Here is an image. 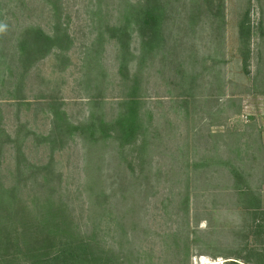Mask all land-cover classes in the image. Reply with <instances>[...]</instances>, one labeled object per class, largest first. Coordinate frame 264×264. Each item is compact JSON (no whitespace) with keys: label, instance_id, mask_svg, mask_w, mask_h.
Here are the masks:
<instances>
[{"label":"rangeland","instance_id":"obj_1","mask_svg":"<svg viewBox=\"0 0 264 264\" xmlns=\"http://www.w3.org/2000/svg\"><path fill=\"white\" fill-rule=\"evenodd\" d=\"M145 1L0 0V47L12 57L9 66L0 59V199L15 189L27 217L58 203L79 232H94L127 264H244L231 255L264 237L249 234L252 214L238 202L231 169L264 194V0H156L163 19L152 48L135 30ZM116 26L130 39L116 40ZM27 28L64 43L34 56L16 100L8 73L21 72L20 54L3 35ZM135 75L148 142L141 171L111 139L67 132L113 120ZM55 123L65 137L51 154L43 137ZM27 132L21 145L12 140Z\"/></svg>","mask_w":264,"mask_h":264},{"label":"trees","instance_id":"obj_2","mask_svg":"<svg viewBox=\"0 0 264 264\" xmlns=\"http://www.w3.org/2000/svg\"><path fill=\"white\" fill-rule=\"evenodd\" d=\"M162 19L163 16L156 0H146L144 7L135 16V30L141 45L153 47V43L160 37ZM239 27L242 63L243 69L246 71L250 59L251 34L248 19L242 20ZM32 30L27 28L20 36L10 37V39L6 33L3 35L9 41L15 42V50L20 54L19 62L21 64L16 65L14 69L19 70L22 67L19 70L21 72L15 74L10 71L8 73V79L16 83L13 93L16 100L21 99L22 77L28 70V66L34 63V56L44 52L46 48L47 51L52 49L53 46L57 47L58 50L63 48L64 41L56 33L45 34L37 31L34 34ZM112 32L116 40L130 39V32L126 26L113 27ZM4 49V46L0 47V59L6 60L4 64L7 65V60L12 57L7 58L6 52L8 51ZM130 79L128 85L125 84L126 93L119 102V109L113 120L105 121L100 117L97 120L89 121L87 124L75 125L67 132L80 135L92 143L111 139L112 143L119 149L120 155L128 154L126 158L127 167L134 171L138 165L141 171L145 163V154L148 152V142L145 138L146 125L141 112L142 102L139 94L141 83L136 75ZM59 114L58 112L57 115ZM61 130L60 123H55L53 131L43 137L45 142L51 144V154H54L65 137H61ZM30 134L27 132V136L23 138L18 136L12 140L17 142L19 146L29 138ZM131 147H135L136 151L126 152V149ZM20 148L18 147L17 163L19 176L23 172L21 170L23 165L20 160L22 156ZM231 172L236 179L233 188L237 193L238 202L252 214L249 234L256 239L264 237V194H255L249 187H246L244 177L239 175L233 167ZM14 201L17 205L14 204ZM48 203L47 206H42L41 212H36L38 217L36 214L33 217L29 214L27 217L28 205L23 204L21 198L16 196L15 189L11 195L2 196L0 199V264H127V259H124L121 254L114 255L111 251H107L96 240L94 232L91 235L79 232L75 222L58 203L52 200H49ZM186 255V260H188L189 253ZM231 256L236 260H241L244 264H264V240L259 247L245 244ZM231 264L239 263L231 261Z\"/></svg>","mask_w":264,"mask_h":264}]
</instances>
